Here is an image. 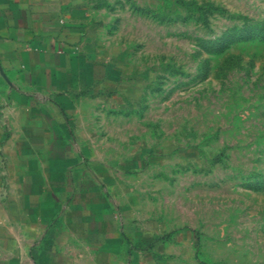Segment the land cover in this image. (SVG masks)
<instances>
[{"label": "rangeland", "instance_id": "rangeland-1", "mask_svg": "<svg viewBox=\"0 0 264 264\" xmlns=\"http://www.w3.org/2000/svg\"><path fill=\"white\" fill-rule=\"evenodd\" d=\"M83 1L97 57L135 76L109 97L123 113L82 105L78 135L124 159L131 218L171 232L134 264H264V0ZM4 212L0 264H31Z\"/></svg>", "mask_w": 264, "mask_h": 264}, {"label": "crops", "instance_id": "crops-1", "mask_svg": "<svg viewBox=\"0 0 264 264\" xmlns=\"http://www.w3.org/2000/svg\"><path fill=\"white\" fill-rule=\"evenodd\" d=\"M88 20L83 0H0V204L23 243L11 237L10 256L31 264L164 258L152 247L171 235L131 218L124 159H98L78 135L82 105L123 113L109 97H132L135 76L97 57Z\"/></svg>", "mask_w": 264, "mask_h": 264}]
</instances>
